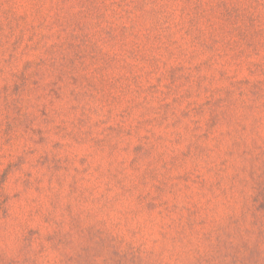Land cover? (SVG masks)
Masks as SVG:
<instances>
[{
    "label": "rangeland",
    "instance_id": "1",
    "mask_svg": "<svg viewBox=\"0 0 264 264\" xmlns=\"http://www.w3.org/2000/svg\"><path fill=\"white\" fill-rule=\"evenodd\" d=\"M0 264H264V0H0Z\"/></svg>",
    "mask_w": 264,
    "mask_h": 264
}]
</instances>
